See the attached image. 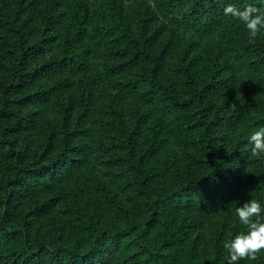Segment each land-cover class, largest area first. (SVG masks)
I'll return each instance as SVG.
<instances>
[{
    "label": "trees",
    "instance_id": "obj_1",
    "mask_svg": "<svg viewBox=\"0 0 264 264\" xmlns=\"http://www.w3.org/2000/svg\"><path fill=\"white\" fill-rule=\"evenodd\" d=\"M229 4L243 10L249 5L264 7V0H4L8 15L0 16V158L15 157L19 168L6 180L12 188L4 206L13 198V186L19 185L16 175L23 171L30 175L28 192H52L57 175L67 174L58 167L67 158L82 166L88 157L84 140L112 123L121 125L126 158L143 168V156L136 158L140 122L125 115L129 101L161 112L152 143L176 149L200 146L199 156L186 150L205 171L163 198L145 191L151 175L133 173L132 190L125 188L131 174L109 177L100 188L107 192L103 200L89 202L96 210L101 203L112 217L110 226L93 238L89 256L77 246L63 252L36 241L16 249L7 246L17 230L0 200V264H55L62 254L64 264H95L97 255L112 244L127 252L133 264H177L175 251L184 237L169 233L170 226L161 223L162 213L157 214L159 207L225 210L227 218L237 222L236 208L243 196L264 207L262 185L251 187L256 174L241 168L250 158L248 130L264 127V54L250 62L261 78L242 70L239 63L245 55L264 53V30L250 42L245 25L224 15ZM229 52L236 53L235 58L223 61ZM64 75L74 76L82 91L67 104L54 100L60 82L45 85ZM152 111H144L145 123ZM253 112L261 115L259 119L245 118ZM173 116L182 117L175 131L166 122ZM43 119L52 126H43ZM27 135L44 145L46 162L37 168L19 166L20 141ZM257 169L264 173V163ZM112 192H123L129 203H144L150 216L127 226L136 214L124 206L125 224L112 231L119 220ZM134 192H143L142 197L135 200ZM227 228L226 223L224 234ZM131 234H136L138 250L131 239L121 247Z\"/></svg>",
    "mask_w": 264,
    "mask_h": 264
},
{
    "label": "rangeland",
    "instance_id": "obj_2",
    "mask_svg": "<svg viewBox=\"0 0 264 264\" xmlns=\"http://www.w3.org/2000/svg\"><path fill=\"white\" fill-rule=\"evenodd\" d=\"M3 5L4 0H0V16L1 13L7 16L8 12L2 8ZM216 50H219V48L216 47ZM50 54L48 52L47 57ZM262 54L264 53H259L255 57L250 56V58H246L247 56L245 55V58L239 59V63H243L242 70L261 78L259 71H254L250 62L255 58H260ZM235 56L236 53L229 52L227 56H224L223 61H230ZM250 67L252 68L250 69ZM58 82H60V87L55 91V101L61 102L62 100L67 104L70 98L78 99L82 94L77 79L70 75L55 78L45 82V85L56 86ZM126 104V119L128 118L130 121L132 116L134 121L140 122V149L136 158L138 159L140 154L143 156V168H139L137 164L126 158L127 147L121 143V141L125 142L121 139V125L117 122L116 124L112 123L108 125L109 128L102 130V133L96 131L93 136H89L84 140L86 146L85 155L88 157L82 166H74L69 160L70 158H67V163L58 167L59 171L64 172L66 170L67 174L57 175L55 189L52 192H39L38 194L36 192H28L30 175H26L23 171L16 175L19 185L13 186V198L8 205L4 206V201L12 188L11 181L6 184V180L14 178L15 172L19 168L14 165L15 157H10L6 160L0 158V200L3 206L2 211L6 212L5 217L10 221L12 227L17 230L16 235H12V238L7 239V246L16 249L18 245L22 247V244H25L26 241H29V243L36 241L44 243L47 249L59 247L62 252L66 249L79 247L80 253L89 256L92 251L93 238L102 228L110 226L108 221L112 218L108 213H104L105 210L101 203L98 205L99 209L96 210L89 205V202H94L95 200L100 202V200H103L104 193L107 194V192H103L100 188L109 177L116 176L120 178L121 174H131L130 179L125 180V182H128L127 186H124L126 189L128 187L132 190L136 186L135 182L132 181L130 183V180L135 178L133 173L141 174V177L145 174L151 175L149 178L152 179V182L145 188V191L151 192L153 197L163 198L172 192L173 189L185 184L189 178L200 177L204 173L205 169H202V165L192 155L189 156L190 154L186 150L191 148L199 156L200 146L187 144L184 146L186 149L181 146L176 149L172 145L162 148L158 142L152 143L151 139L158 128L155 125V120L160 118L161 112L152 111L148 106L131 101ZM144 111H152L153 113L147 123H145ZM260 116L254 112L245 114V118H252L253 120L259 119ZM178 120H182V117H167L166 122L175 131L178 126ZM42 121L43 126H52L46 120L43 119ZM253 132L248 130L249 135ZM25 138L26 141L23 139L20 141L22 155L20 156L19 166H22V168H37L45 164L46 159H42L44 145L28 135ZM185 140L189 141L190 138L186 136ZM248 149L250 151V147ZM85 155L83 156L85 157ZM129 162L132 163V167H128ZM263 163L264 154L257 157H252L250 154L248 162H243L241 165V168L245 171L256 174V180H252L251 187L256 189L259 185H262L261 192H264V173H260L257 166ZM133 169L135 172H132ZM259 192L260 190L254 194H259ZM112 194L117 196L115 217L116 220L119 218L115 227L111 228L112 231L125 224L122 216L124 206L129 207L131 213L136 214L127 223V226L140 224L143 219L145 220L150 216V211H144L147 210V206L144 203H140L139 206L134 201L129 203L123 192H119V195L117 192H112ZM142 194L143 192H134L135 200L136 198L139 200ZM130 196L133 198L131 194ZM239 202V206L248 202L246 196H243ZM158 210V215L162 213L161 223L163 222L164 226H170L169 233L174 232L184 237L179 240L178 249L175 251V253L177 252L175 254L177 264H229V253L223 247L224 243L234 239L242 232H247V227L239 221L228 219L225 210H177L176 207H159ZM255 219L254 217L253 220ZM226 223L228 228L227 233L224 234ZM135 236L136 234H131L126 237L121 243V247L129 239L136 242ZM139 248L140 246L136 242L134 251ZM25 254L26 252H24ZM128 256L127 252L124 253L116 244H112L103 251L102 255H97L94 263L116 264L119 261L120 264H133L134 259ZM64 260L62 254L60 262L55 264H64ZM243 262L244 264H264V252L258 254L255 260H240L237 264Z\"/></svg>",
    "mask_w": 264,
    "mask_h": 264
},
{
    "label": "clouds",
    "instance_id": "obj_3",
    "mask_svg": "<svg viewBox=\"0 0 264 264\" xmlns=\"http://www.w3.org/2000/svg\"><path fill=\"white\" fill-rule=\"evenodd\" d=\"M225 16H232L241 21L249 34L250 42L264 30V7L249 5L243 10L229 4L224 8ZM248 144L252 157L264 154V127L250 135ZM264 207L256 199L245 202L236 208L239 222L247 227V232L240 233L234 239L224 243L229 253V264H237L240 260H255L264 252ZM256 218L253 220V218Z\"/></svg>",
    "mask_w": 264,
    "mask_h": 264
}]
</instances>
